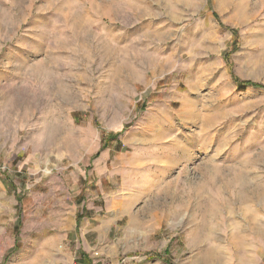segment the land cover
<instances>
[{"label": "rangeland", "instance_id": "obj_1", "mask_svg": "<svg viewBox=\"0 0 264 264\" xmlns=\"http://www.w3.org/2000/svg\"><path fill=\"white\" fill-rule=\"evenodd\" d=\"M0 264H264V0H0Z\"/></svg>", "mask_w": 264, "mask_h": 264}]
</instances>
